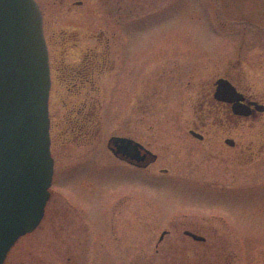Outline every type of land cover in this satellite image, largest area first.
Here are the masks:
<instances>
[{
  "label": "rangeland",
  "instance_id": "374dc122",
  "mask_svg": "<svg viewBox=\"0 0 264 264\" xmlns=\"http://www.w3.org/2000/svg\"><path fill=\"white\" fill-rule=\"evenodd\" d=\"M130 1L132 9L143 6L147 15L140 24L131 27L130 41V73L132 80L145 74V101L138 107L137 93L132 88L131 105L126 110L121 64L102 74L95 115L99 134L87 140L80 136L77 124L66 122L69 115H78L85 94L76 96L65 90L59 93L56 87L51 102V148L55 162L51 195L44 221L19 243L24 248L21 260L45 264L48 258L44 251L51 244L61 250L54 253L52 260L63 264L68 255L82 256L81 264H101L104 251L107 259L160 264L166 257L155 251L159 232L164 227L170 228L172 219L184 218L188 222L193 219L207 222L211 232L209 244L211 247L215 244L205 254L211 264L219 261L264 264V115L256 123L237 125L238 129L231 130L245 145L253 142L258 150L256 158L242 165L218 164L204 158V164L213 168L175 171L173 167L179 165L176 162L185 165L193 162L176 161L170 148L172 134L176 132L175 110L192 80L188 69L178 76L171 72L173 62L176 63L172 47L178 43L199 57L189 61L190 69L195 70V82L210 84L226 68L235 67L237 75L230 78L249 87L253 94L264 96V0ZM87 2L98 10L100 24L110 21L109 18L102 21V16H106L103 11L116 0ZM189 9L196 10L198 15ZM59 19L61 14L57 16ZM177 61L181 63L180 59ZM187 115V109L183 108L180 116ZM128 133L159 154L150 171L124 166L108 148L112 135ZM160 166L170 170L151 172ZM120 201L125 205L115 208L113 204ZM150 203H156L158 210ZM160 210L170 215L154 219L157 217L154 212ZM114 212L128 214L130 220H109ZM116 228L120 231L128 228L126 248L116 246L111 236ZM64 229L77 237L65 240L61 233ZM79 234L87 240L85 249L82 245L78 249L72 247ZM68 244L71 250L66 247ZM28 250L33 251L31 255ZM202 253L190 251L189 259L193 261L198 256L200 260ZM11 260L10 256L8 264Z\"/></svg>",
  "mask_w": 264,
  "mask_h": 264
},
{
  "label": "flooded vegetation",
  "instance_id": "af4514ba",
  "mask_svg": "<svg viewBox=\"0 0 264 264\" xmlns=\"http://www.w3.org/2000/svg\"><path fill=\"white\" fill-rule=\"evenodd\" d=\"M37 2L43 17L44 36L48 46L51 75L49 98L51 142L53 127L51 102L53 92L57 88L59 93L65 90L66 93H76V96L79 93L85 94L78 115L76 117L69 115L66 122L69 124L70 120L71 123L77 124V129H80V136L83 135L87 140L88 138L93 139L94 136L99 134L98 119L95 115H97L99 107L97 92L100 87L99 78L102 74L114 71L121 64L124 87L126 88V110L128 109L129 111L131 105L132 88L137 93L136 103L138 107L143 105L145 101V74L141 73L138 79L132 80L130 73L131 27L140 24V21L147 17L144 13L145 7L137 5L136 9L138 10H134L130 0H116L115 4L109 5L107 10L103 11L106 16H102V21L104 18H109L110 21H104L100 24L98 10L89 4L87 0H37ZM190 12L198 15V12L194 9L190 10ZM191 13L190 15L193 17L194 14ZM60 14L61 20H57V16ZM176 44L177 46L174 45L172 47V54L176 63L175 61L173 62L171 72L174 71V75L178 76L182 71L188 69L186 72L192 77V80L188 83L190 85L188 93L180 96L181 100L175 110L174 126L176 132L172 134V145H170V148L175 153L176 161H179L178 159H190L193 164L188 163L185 165L181 162H176L179 165L173 167L174 170H183L185 168L186 170H205L210 166L204 164V158H210L208 160L218 164L234 162V165H242L243 162L247 163V160L256 158L258 150L252 144L253 142L245 145L242 138H238L231 130L238 129L239 126L237 125L253 124L262 118L264 115V96L260 97L253 94L249 87L234 82L230 77L237 75L235 67L226 68L224 73L218 75L210 84L195 82L193 78L195 70L193 67L190 69L189 61L195 58L199 60V57H195L192 50L183 49L178 46V43ZM177 59H180L181 63ZM181 66H185V68H179ZM220 78L227 79L232 83L240 99L229 101L217 95V80ZM88 106L89 109L87 110ZM183 108L187 109L188 115L185 117L180 116ZM128 116L130 117V115ZM88 124L93 125V127H88ZM113 136L127 137L140 142L136 139V136L129 133L112 135L111 137ZM140 143L146 148L142 150L144 154L148 150L152 153L148 154L145 161L141 164L116 156L110 151L116 159L125 164L124 166L150 171L152 165L158 162L159 154L152 151L149 145ZM210 168H213V166ZM169 170V167L160 166L157 171L152 170L151 172L167 173ZM114 205L115 208L124 206L125 202L120 201ZM69 206L74 208L71 203H69ZM150 206H153L156 211L158 210L156 203ZM156 211L154 212L155 216H157L154 218H157L156 220L170 215L167 212H161V210L159 213ZM122 214V212H114L110 214L109 220H130L128 214ZM44 218L39 226L29 234L38 230ZM143 218L145 219L146 217ZM66 221H72V219H66ZM206 224L207 222L204 223L196 219L190 222L184 218L172 219L170 228L164 227L161 229L155 244L156 253L165 254L166 257V260L164 259L160 264H211L205 258V254L209 253L212 247H215V244L212 243V247L209 244L211 232L208 230V224ZM61 233L65 240L71 241V237L72 240L74 236L77 237V234H69L65 229ZM112 233L113 235L111 234V236H114L117 243L116 246L122 245V248H126L127 246L124 244L129 241L128 228H123L121 231L116 228L113 229ZM78 237L79 240L72 247L78 249L77 246L80 248L82 245L84 249L87 248V240L83 239V235L79 234ZM23 238L21 237L12 247L3 264H8L10 256L12 258L10 264H32L21 260L24 248L19 243ZM69 241L66 242L69 243ZM128 245L130 244L128 243ZM66 247L70 249L71 245L68 244ZM193 250H196V252L203 251L200 260H198V256L193 261L189 259V252ZM57 251L61 252L57 247L49 244L44 251L45 257L48 258L45 259V264L64 263L52 260L54 253ZM83 251L81 252L84 253ZM32 252L27 251L29 255ZM106 252L104 251L103 253L101 264H132L129 259L126 260L125 258L107 259ZM170 252L172 253L171 255L168 254ZM79 258H82V256L68 255L66 256L65 264H81ZM223 258L226 260L225 257ZM151 263L153 264V262ZM216 263L226 264V261ZM138 264H146V262Z\"/></svg>",
  "mask_w": 264,
  "mask_h": 264
},
{
  "label": "water",
  "instance_id": "95a60500",
  "mask_svg": "<svg viewBox=\"0 0 264 264\" xmlns=\"http://www.w3.org/2000/svg\"><path fill=\"white\" fill-rule=\"evenodd\" d=\"M217 95L240 99L217 80ZM51 75L43 17L36 0H0V264L20 237L42 221L54 176L49 97ZM116 156L141 164L140 142L108 140ZM155 157V155H153Z\"/></svg>",
  "mask_w": 264,
  "mask_h": 264
}]
</instances>
